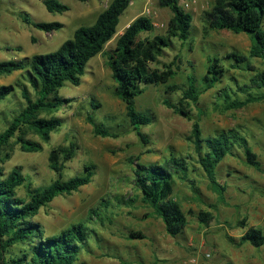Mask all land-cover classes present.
I'll return each mask as SVG.
<instances>
[{"label":"rangeland","instance_id":"rangeland-1","mask_svg":"<svg viewBox=\"0 0 264 264\" xmlns=\"http://www.w3.org/2000/svg\"><path fill=\"white\" fill-rule=\"evenodd\" d=\"M44 0H0V62L26 60L33 55L56 51L74 31L91 25L98 14L112 0H58L68 7L62 14L46 11ZM213 0H179L180 6L192 15L193 31L182 43L168 37L167 27L171 13L158 5V0H135L120 16L117 33L105 45L103 53L91 59L81 84L68 83L56 96L63 99L61 107L41 113L39 118H57L61 124L43 142L33 131L23 128L24 138L38 143L36 152H24L10 140L3 154L9 157L1 165L4 176L18 170L23 184L15 196L27 199L28 185L40 188L52 184L57 176L48 165L49 152L58 147L75 146L74 156L64 163L63 180L85 173L92 166L88 185L71 195L55 198L39 209L30 219L37 225L42 238L59 235L67 228L81 224L88 240L81 246L78 264H264V246L253 247L241 242L252 229L264 231V100L236 110H225L224 93L230 99L244 100L246 94L258 95L251 82L258 73H264V61L249 59L253 71L232 68L228 56L237 52L247 56L251 41L246 34L227 31L204 34L200 15L209 9ZM32 22L61 25L60 29L42 32L25 24L22 17ZM146 17L154 26L152 32L140 35L141 41L154 36L168 39L169 45L155 54L148 63L150 71L164 73L168 68L175 75L165 83L144 87L135 107L151 118L139 131L147 138L142 143L125 114L124 104L114 94L112 74L107 66V54L114 50L118 37L138 17ZM264 30V21L262 23ZM146 51V44L140 49ZM219 59L225 75L213 88L202 92L196 105L183 101L191 120L167 108L163 101H182L187 76L193 75L201 89L208 60ZM0 86H11L13 92L0 102V133L26 106L22 90L36 99L25 71L0 75ZM242 88L245 92H240ZM92 116L116 138L95 136L86 118ZM193 122L202 133V147L197 152L191 137ZM233 132L231 150L215 170L216 180L225 185L221 195L214 191L206 178L199 158L206 151L205 140L220 133ZM254 155L260 168L248 165L243 146ZM200 155V156H199ZM162 165L172 176L173 192L170 198L178 203L185 216V226L175 237L169 236L163 222L142 202L137 187L136 171ZM145 173V171H141ZM210 215L204 225L200 214ZM22 244H14L5 253V259L21 257Z\"/></svg>","mask_w":264,"mask_h":264},{"label":"trees","instance_id":"trees-1","mask_svg":"<svg viewBox=\"0 0 264 264\" xmlns=\"http://www.w3.org/2000/svg\"><path fill=\"white\" fill-rule=\"evenodd\" d=\"M81 3L86 0H77ZM135 0H112L109 5L98 14L95 21L89 26L77 28L72 38L64 41L59 48L48 54L33 55L26 60H10L0 62V75H10L16 71H25L30 87L36 94L31 99L26 89L22 90V97L26 106L12 119L7 128L0 133V264H78L80 248L88 240L86 230L81 224L73 225L59 235L42 238L38 226L31 223L39 209L51 203L55 198L71 195L81 187L90 183L93 167L86 166L85 173L67 180H63L62 170L64 163L74 156L75 146L58 147L48 154V165L56 174V180L49 186L32 188L28 185L27 199L15 196L16 189L23 184V178L18 170H12L4 176L2 163L9 154H3L10 140L16 137L17 144L24 152H36L40 145L24 138L23 128L33 131L43 142H47L50 134L58 129L61 122L57 118L42 119L41 113H49L63 104V99L56 96L57 92L66 83L78 87L84 76L86 67L91 59L103 53L105 45L117 33L120 16ZM43 5L50 14H62L68 7L58 0H44ZM158 5L171 13L168 22V37L186 42L188 35L193 31L192 15L185 11L179 0H158ZM25 24L31 25L42 32L57 31L61 25L56 22H32L27 16L22 17ZM264 0H213L211 7L200 15L202 31L208 35L210 32L227 31L235 35L249 36L251 46L247 56L231 52L228 56L233 61L232 68L253 71L249 59L264 61ZM154 30L153 23L146 17L134 19L124 32L118 37L114 50L107 54V66L114 82V96L125 107V114L130 126L139 140L147 144L146 136L139 131L147 126L151 118L136 110V99L144 92V87L165 83L176 73L168 68L164 73L150 71L148 63L155 60V54L169 45L167 38L154 36L152 40L141 41L140 35ZM146 44V51L142 54L140 49ZM225 70L219 66V59L208 60L206 74L201 80V89L196 85L193 75L187 76L186 88L182 92V101L172 103L164 100V105L175 113L191 120L184 109L183 101L194 105L198 103L199 96L220 83ZM251 82L258 89H264V73H258ZM240 92H245L242 88ZM13 92L11 86H0V102ZM225 110H236L248 104L264 100V93L258 95L246 94L244 100L230 99L229 95H222ZM86 121L92 125L95 136L102 138H116L117 135L95 122L92 116ZM202 133L197 122H193L191 137L197 152L202 147ZM233 132L220 133L215 138L205 140L206 151L199 158V164L214 191L223 194L225 185H220L215 177V170L231 150L230 139ZM244 156L248 165L259 169L255 155L244 145ZM136 171V185L141 191L142 202L149 206L153 213L161 219L166 233L177 236L185 226V216L178 203L170 198L173 192V181L170 173L164 166H152ZM210 215L200 214L199 221L206 224ZM241 242L249 243L253 247L264 246V231L252 229L241 238ZM14 244H22L20 258L5 259L8 248ZM78 244H81L79 246Z\"/></svg>","mask_w":264,"mask_h":264}]
</instances>
